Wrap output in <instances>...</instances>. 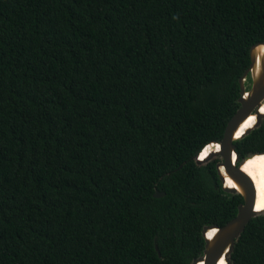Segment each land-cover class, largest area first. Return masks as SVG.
<instances>
[{
  "label": "trees",
  "instance_id": "16d2710c",
  "mask_svg": "<svg viewBox=\"0 0 264 264\" xmlns=\"http://www.w3.org/2000/svg\"><path fill=\"white\" fill-rule=\"evenodd\" d=\"M261 41L264 0H0V264H191L242 201L193 157ZM230 260L264 264V214Z\"/></svg>",
  "mask_w": 264,
  "mask_h": 264
},
{
  "label": "water",
  "instance_id": "95a60500",
  "mask_svg": "<svg viewBox=\"0 0 264 264\" xmlns=\"http://www.w3.org/2000/svg\"><path fill=\"white\" fill-rule=\"evenodd\" d=\"M264 41L257 42L253 44L249 49L250 55V64L247 69L243 72V74L239 77V87H240V96L238 98L239 107L233 114V116L227 122V125L224 129L223 136L220 141H212L209 144H219L223 149L225 147V143L231 148V154L227 151H215L211 154L210 158L206 161H196V163H204L209 160L213 156H219L220 161L216 163V170L218 174V178L221 182V189L230 194H236L237 192L242 196L243 202L237 206L236 215L228 220L224 225L218 226L216 224L206 225L202 229V237L204 239V248L202 254L198 257L194 258L191 264H198L202 262L203 264H213V254L210 252L208 255V246L211 243L206 239L203 234V230L208 227L211 228L213 226L220 228L221 230H229L231 231L235 228V233L233 234L232 240L228 243V245L223 249V246L219 247L218 252L215 254L216 258L224 257V260L227 262L230 261V256L234 248V244L239 239L241 233L243 232L246 224L249 220L256 215L262 214V211L254 210V199H255V191L253 184L251 183L250 177L243 172L240 171V164L249 156L253 154H249L244 156L241 159L240 154L236 150V146L234 141L245 136L249 133L253 128H256L261 125L264 119V111H260L264 102V93L261 91V84L264 83ZM250 115H256V120L251 127H248L242 131L241 135L236 136V133L242 122L246 120ZM205 148V147H204ZM235 156V160L233 161ZM239 163V165H236ZM221 167H223V171H221ZM238 170L240 175L246 177L247 181H249V185L247 190L240 189L239 186L237 189L231 188L226 184V177L232 179L235 183L236 181L232 177V171ZM241 190V191H239ZM165 195L164 191H155L153 194L154 197H162ZM219 235V234H218ZM155 249L158 251L157 246ZM231 249V250H230ZM158 254L160 255L159 251ZM219 259L216 260V264Z\"/></svg>",
  "mask_w": 264,
  "mask_h": 264
},
{
  "label": "snow or ice",
  "instance_id": "6c2138e0",
  "mask_svg": "<svg viewBox=\"0 0 264 264\" xmlns=\"http://www.w3.org/2000/svg\"><path fill=\"white\" fill-rule=\"evenodd\" d=\"M261 91L264 93V83L261 84ZM253 121H255V117H253ZM215 151H227L231 154V148L228 145V143H225V147L222 149L221 145L216 144H208L207 147L203 148V151L200 152L198 155H195L193 159L197 161H206L208 158H210L211 154ZM259 162L260 166V174H261V191L264 192V154L262 155H255L253 154L251 159L248 161L249 165H253L255 163ZM244 171H248V168H245ZM249 175H252L251 172H249ZM232 177L236 181V183H233V180L230 179L228 181V184L231 188L237 189L239 186L240 189L247 190V187L249 185V181H247L246 177L240 175L238 170L232 171ZM257 211L264 212V200H262L260 207L257 209ZM235 228H233L231 231L225 229L221 230L218 227H206L203 230V234L206 237L208 241L211 243L208 246V255L211 252L213 254V264H216V260H220V264H226L224 259H221L218 255V258H216V253L219 250V247L223 246V249L228 245V243L232 240L233 234L235 233ZM219 234V235H218ZM231 250V249H230ZM227 264H230V261L227 262Z\"/></svg>",
  "mask_w": 264,
  "mask_h": 264
},
{
  "label": "bare ground",
  "instance_id": "6f19581e",
  "mask_svg": "<svg viewBox=\"0 0 264 264\" xmlns=\"http://www.w3.org/2000/svg\"><path fill=\"white\" fill-rule=\"evenodd\" d=\"M264 48V46L262 47V49ZM261 109H264V102H263V105L261 107ZM261 111V110H260ZM253 117H255V120H256V115H250L249 117L246 118V120L244 122L241 123L237 133H236V136L238 135H241L242 131H244V129L248 128V127H251L253 125V123L255 121H253ZM207 147V145L205 146ZM234 159L233 161L235 160V156L233 155ZM259 164V163H258ZM246 166H241L240 167V171H242V169H244ZM221 171H223V167L220 168ZM251 179V178H250ZM230 180L229 177H226V184H228V181ZM233 183H235L233 181ZM251 183L253 184V187H254V191H255V199H254V210H256V207H257V200H258V197L262 194V191L261 189L259 191H257L258 189V183L256 182V180L254 179H251ZM238 188V187H237ZM224 257L222 256L221 259H223ZM203 264V263H202ZM217 264H220V260L218 261Z\"/></svg>",
  "mask_w": 264,
  "mask_h": 264
},
{
  "label": "rangeland",
  "instance_id": "374dc122",
  "mask_svg": "<svg viewBox=\"0 0 264 264\" xmlns=\"http://www.w3.org/2000/svg\"><path fill=\"white\" fill-rule=\"evenodd\" d=\"M216 158H217L219 161L221 160L220 157H219L218 155H217V156H213V157L211 158V160H212V159H216ZM262 214H264V212H263Z\"/></svg>",
  "mask_w": 264,
  "mask_h": 264
},
{
  "label": "flooded vegetation",
  "instance_id": "af4514ba",
  "mask_svg": "<svg viewBox=\"0 0 264 264\" xmlns=\"http://www.w3.org/2000/svg\"><path fill=\"white\" fill-rule=\"evenodd\" d=\"M242 158H243V157H241V159H242ZM218 161H219V160H218ZM236 165H239V163H236ZM239 191H241V190H239ZM238 195H240V194H238ZM240 196H241V195H240ZM241 197H242V196H241ZM242 202H243V198H242V201H240V202L238 203V205L241 204ZM238 205H237V206H238Z\"/></svg>",
  "mask_w": 264,
  "mask_h": 264
},
{
  "label": "clouds",
  "instance_id": "9594fccd",
  "mask_svg": "<svg viewBox=\"0 0 264 264\" xmlns=\"http://www.w3.org/2000/svg\"><path fill=\"white\" fill-rule=\"evenodd\" d=\"M205 146H206V145H205ZM205 146H204V147H205ZM204 147H203V148H204ZM203 148L199 151V153L203 151ZM199 153H198V154H199ZM198 154H197V155H198ZM209 161H210V160H209ZM204 163H205V162H204ZM236 194H239V193L237 192Z\"/></svg>",
  "mask_w": 264,
  "mask_h": 264
}]
</instances>
